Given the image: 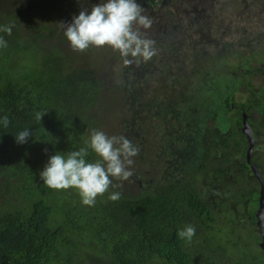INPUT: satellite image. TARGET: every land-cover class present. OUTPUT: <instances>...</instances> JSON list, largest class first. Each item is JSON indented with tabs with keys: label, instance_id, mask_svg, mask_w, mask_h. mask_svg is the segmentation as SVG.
Masks as SVG:
<instances>
[{
	"label": "trees",
	"instance_id": "obj_1",
	"mask_svg": "<svg viewBox=\"0 0 264 264\" xmlns=\"http://www.w3.org/2000/svg\"><path fill=\"white\" fill-rule=\"evenodd\" d=\"M18 1L0 0V29L12 27L10 35L0 30L7 41L0 48V116L9 119L0 127V264H264L261 184L251 165L264 179V47L256 44L245 63L225 54L226 74L200 67L197 81L170 90L168 64L179 60L170 49H180L184 36L164 40L166 65L134 62L125 66L132 79L123 71L121 84L106 87L115 76L113 50L73 51L64 36L60 20L82 11L81 0L55 23H43L41 10H27L25 0L22 13L6 15L2 7ZM257 6L235 9L249 16ZM167 19L173 24L170 13ZM18 21L28 25L25 33ZM150 69L159 73V88H150ZM174 74L175 82L191 76ZM194 86L206 92L198 108L185 98ZM207 93L218 96L208 106ZM244 113L255 142L250 162ZM25 128L33 136L18 144L14 134ZM93 129L126 137L139 153L132 175L113 179L109 192L86 206L75 189L49 188L39 173L57 151L84 147ZM87 159L97 157L89 150ZM110 192L120 199L110 200ZM186 225L196 229L191 242L176 235Z\"/></svg>",
	"mask_w": 264,
	"mask_h": 264
},
{
	"label": "clouds",
	"instance_id": "obj_2",
	"mask_svg": "<svg viewBox=\"0 0 264 264\" xmlns=\"http://www.w3.org/2000/svg\"><path fill=\"white\" fill-rule=\"evenodd\" d=\"M152 20L143 15V8L138 0H98L97 3L79 15L64 29V36L73 51L83 52L90 47H110L125 58L124 63L147 62L155 54L154 41L142 36L140 29H148ZM11 34L12 27L0 29ZM7 47V41L0 37V48ZM43 113H37L36 119L41 121ZM7 115L0 116V127L7 128ZM33 136L30 128L14 134L18 144L28 142ZM84 147L65 152L57 151L48 157L46 164L39 173L42 183L55 190L75 189L81 203L94 206L96 198L109 192L113 179L127 180L131 175L133 157L139 149L123 136H109L101 130H91L84 141ZM89 150L97 159L89 162ZM119 192H110L112 201L120 199ZM177 237L191 242L196 235L192 225L178 229Z\"/></svg>",
	"mask_w": 264,
	"mask_h": 264
},
{
	"label": "rangeland",
	"instance_id": "obj_3",
	"mask_svg": "<svg viewBox=\"0 0 264 264\" xmlns=\"http://www.w3.org/2000/svg\"><path fill=\"white\" fill-rule=\"evenodd\" d=\"M143 1L145 2V0ZM14 2H11L12 5L10 4L9 7H2V10L6 15L8 9H14L19 13H22V0H19L15 4ZM97 2L98 0H81L79 5L82 6V10H88L93 6V4ZM2 3L3 2H1V4ZM241 3H243V5L244 3H247L258 6L255 8V11L254 9L249 11V16H244L242 15L243 9H235V5H241ZM141 6L143 8V5ZM23 7L27 10L39 9V12L41 10L43 16L41 17L43 23H55L63 14H68L70 11L72 12L74 10V1L68 0V2H66V0H25ZM156 8H149L148 11L145 8V16L152 20L153 15L165 17L169 12L175 26H179L180 23L184 24V28L179 27L183 32H177L179 34L176 35L178 38L184 36V43L180 42V49L175 46L170 49L173 54L176 52L179 55V60L176 63L172 64L171 66L168 64L170 67V90H173V86L177 84L182 83V85H185L187 82L189 83L191 81H197V78L200 74V67L201 70L207 75L213 73L226 74L224 66L225 57L227 55L224 56L225 54H233L234 57H240L245 53L252 55L251 52L256 44H261L264 47V0H212L208 3H200L198 5H196V0H167L165 4L162 6H156ZM79 13H76L72 17H65L64 21L60 20L63 29H65V26L70 24L73 17L79 15ZM198 13L202 14V16L196 17V20H198L196 22L198 27L194 28L192 26L194 20H187L186 14L192 16ZM245 17H247V21L244 20ZM209 18L211 20H208ZM18 23L23 29L22 31L20 30L19 33H25L26 29L24 27L28 26L26 22L22 24V21H18ZM148 30L149 28H141L140 32L144 38L151 40L152 38L148 36ZM187 31L188 35H185ZM171 41L172 40L168 42ZM105 48L107 51L112 50L107 46H105ZM167 50L169 49L164 51L167 52ZM164 51L159 52L157 54V60L153 62L157 69L162 68L163 65H166L165 63L170 61L166 57ZM113 54L116 57L117 62V65H115L114 69L115 76L113 80L107 82L106 87L112 86L113 84H121L122 81L120 78L125 76V72L122 74L123 71H126L127 77L132 79L129 68H126L125 66H134V62L126 65L124 63L125 58L120 57L118 52L113 51ZM148 62H150V60ZM178 71H181V74L185 73L191 76L187 78L181 76V79L178 82H175L172 76L176 75L174 72ZM148 73L149 76L156 74V72L152 71V69H150ZM216 77L217 76H215V78ZM222 80L223 78H218V81ZM173 82L175 83L174 85ZM149 85L152 89L160 87L158 72L153 82L150 77ZM191 85L193 86L194 84ZM203 93H206L204 92V89L198 92L196 86L193 88L190 87V90L186 92L185 98L189 99L190 96L193 97L192 103L196 108H198L197 106L200 103L199 100L202 99L201 94ZM204 97V101L207 106L210 104V102L215 101L214 99L218 98L217 95H212L211 93H207ZM220 104H222V102ZM216 105H218L217 102ZM261 140L262 142L259 145V150L263 152L264 135Z\"/></svg>",
	"mask_w": 264,
	"mask_h": 264
},
{
	"label": "flooded vegetation",
	"instance_id": "obj_4",
	"mask_svg": "<svg viewBox=\"0 0 264 264\" xmlns=\"http://www.w3.org/2000/svg\"><path fill=\"white\" fill-rule=\"evenodd\" d=\"M166 1L167 0H145V2H144L143 0H138V2L141 5H143V15H145V13H146L145 8L148 11L149 8L153 9V8H156V6H162L163 4H165ZM210 1H212V0H196V5H198L200 3L205 4V3H208ZM168 14H169V12H168ZM167 16L168 15H166L165 17L153 15L152 25L148 30L150 32V33L148 32V36L152 38L151 39L152 41H154V47L156 49V54L151 59L157 58V54L159 52L164 51V47L162 45L164 40H167V42L170 40L177 41L176 39H174V38H178L176 35L179 33H177V32H181V33L183 32L179 27L184 28V24L180 23L179 26H175L173 22H172L173 24L170 23V20L167 19ZM198 16H202V14L198 13V14L192 15V16L186 14L187 20H190V19L194 20V22L192 23V26L194 28L198 27L196 24V22L198 21V20H196V17H198ZM208 20H211V19L209 18ZM185 35H188V31ZM181 41L183 43L184 39H182ZM170 43H172V42H170ZM170 43L167 44L166 49H168V46ZM244 56H249V55L246 53L243 54L242 56H240L242 58L238 59V61L245 63L246 60H245ZM240 57H238V58H240ZM246 116L249 117L247 113H246Z\"/></svg>",
	"mask_w": 264,
	"mask_h": 264
},
{
	"label": "water",
	"instance_id": "obj_5",
	"mask_svg": "<svg viewBox=\"0 0 264 264\" xmlns=\"http://www.w3.org/2000/svg\"><path fill=\"white\" fill-rule=\"evenodd\" d=\"M243 123H244V127H243V131L248 135L249 138V143L250 146L248 148L247 151V158L248 161H251V154L254 148V136H253V130L251 128V125L248 122V117L246 116V113L244 114V119H243ZM252 169L255 172V174L258 176V179L260 180V184H261V190H260V207H259V211L257 213V217H258V227L259 230L263 236V240L260 242V246L264 249V179L262 178L261 172L259 171L258 167L254 164H252Z\"/></svg>",
	"mask_w": 264,
	"mask_h": 264
}]
</instances>
